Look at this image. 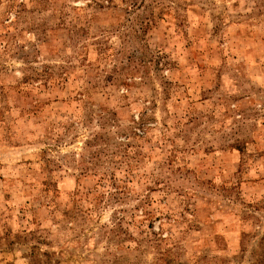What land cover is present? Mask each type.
<instances>
[{
    "label": "rangeland",
    "instance_id": "374dc122",
    "mask_svg": "<svg viewBox=\"0 0 264 264\" xmlns=\"http://www.w3.org/2000/svg\"><path fill=\"white\" fill-rule=\"evenodd\" d=\"M0 264H264V0H0Z\"/></svg>",
    "mask_w": 264,
    "mask_h": 264
}]
</instances>
